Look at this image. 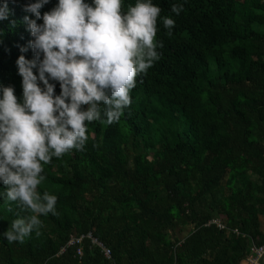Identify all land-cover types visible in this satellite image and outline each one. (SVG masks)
Wrapping results in <instances>:
<instances>
[{
    "label": "trees",
    "instance_id": "trees-1",
    "mask_svg": "<svg viewBox=\"0 0 264 264\" xmlns=\"http://www.w3.org/2000/svg\"><path fill=\"white\" fill-rule=\"evenodd\" d=\"M34 2L8 0L0 20V86L21 101L16 61L34 59L24 21L36 19L24 11ZM136 2L122 0V11ZM151 2L161 8L160 58L136 77L119 121L87 122L83 150L42 164L37 191L57 202L55 215L39 217L40 235L7 241L11 222L31 213L0 183V264H241L264 245V0ZM89 232L110 260L88 240L81 257L78 246L60 253Z\"/></svg>",
    "mask_w": 264,
    "mask_h": 264
},
{
    "label": "clouds",
    "instance_id": "clouds-1",
    "mask_svg": "<svg viewBox=\"0 0 264 264\" xmlns=\"http://www.w3.org/2000/svg\"><path fill=\"white\" fill-rule=\"evenodd\" d=\"M48 3L36 0L24 8L36 19L24 17L34 59L20 55L16 61L22 101L12 86H0V183L6 186L8 201L31 213L11 222L4 233L10 243H22L34 230L40 235L39 217L56 214L57 197L37 191L45 179L42 164L83 150L87 122L119 121L131 105L136 77L160 58L157 48L162 47L156 41L161 8L151 0H137L126 12L122 0H58L41 14ZM182 10V5H172L171 12L179 15ZM8 15L4 0L0 20ZM174 24L172 18H163L166 29ZM27 50L20 48L22 53ZM50 80L59 83V95Z\"/></svg>",
    "mask_w": 264,
    "mask_h": 264
},
{
    "label": "built area",
    "instance_id": "built-area-1",
    "mask_svg": "<svg viewBox=\"0 0 264 264\" xmlns=\"http://www.w3.org/2000/svg\"><path fill=\"white\" fill-rule=\"evenodd\" d=\"M214 222L220 228L222 229L224 228V226L221 223L217 221ZM86 240L90 242L91 246L99 248L106 259L110 260L112 258L111 250L97 237H95L92 232H89L81 236L72 235L67 246L62 248L60 253L63 254L68 247L78 246L79 248L77 251V255L81 257L83 255V244ZM245 262L247 264H264V245L263 246L253 245L251 247V253L249 257L245 260Z\"/></svg>",
    "mask_w": 264,
    "mask_h": 264
},
{
    "label": "rangeland",
    "instance_id": "rangeland-1",
    "mask_svg": "<svg viewBox=\"0 0 264 264\" xmlns=\"http://www.w3.org/2000/svg\"><path fill=\"white\" fill-rule=\"evenodd\" d=\"M192 227L186 228V231L183 233V236L186 235L189 231H191ZM242 264H247L245 261L242 262Z\"/></svg>",
    "mask_w": 264,
    "mask_h": 264
},
{
    "label": "water",
    "instance_id": "water-1",
    "mask_svg": "<svg viewBox=\"0 0 264 264\" xmlns=\"http://www.w3.org/2000/svg\"><path fill=\"white\" fill-rule=\"evenodd\" d=\"M242 264V263H241Z\"/></svg>",
    "mask_w": 264,
    "mask_h": 264
}]
</instances>
